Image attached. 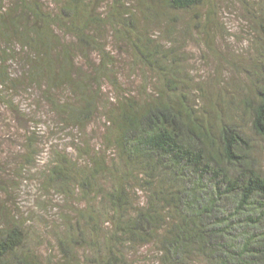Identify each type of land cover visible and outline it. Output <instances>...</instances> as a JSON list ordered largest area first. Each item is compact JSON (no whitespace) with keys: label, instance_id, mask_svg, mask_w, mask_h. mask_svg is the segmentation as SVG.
<instances>
[{"label":"trees","instance_id":"1","mask_svg":"<svg viewBox=\"0 0 264 264\" xmlns=\"http://www.w3.org/2000/svg\"><path fill=\"white\" fill-rule=\"evenodd\" d=\"M207 1L141 0L148 22L141 25L121 0L109 20L96 14L94 0H0V90L20 82L8 64L19 44L28 50L24 78L46 86L63 129L85 131L101 113L105 118L98 149L83 140L72 152L52 147L47 162L44 188L68 204L61 261L27 248L26 222L0 196V264H264V167L253 139L264 143V50L249 72L250 95L223 84L212 104L205 94L197 100L180 64L193 27L177 26L179 14ZM195 17L206 32L207 17ZM111 29L150 70L144 74H153V88L146 83L137 91L122 79L125 64L107 49ZM168 37L166 48L159 39ZM94 55L99 65L88 72ZM106 85L115 100L102 106ZM62 87L72 97L60 98ZM27 139L23 157L32 163L41 151L32 135ZM6 190L0 184V193ZM138 255L151 257L141 263Z\"/></svg>","mask_w":264,"mask_h":264},{"label":"rangeland","instance_id":"2","mask_svg":"<svg viewBox=\"0 0 264 264\" xmlns=\"http://www.w3.org/2000/svg\"><path fill=\"white\" fill-rule=\"evenodd\" d=\"M46 1L50 2L48 5L56 6L53 0ZM94 1L97 3L96 14L109 20V15L112 16L113 12L111 5L115 6L116 0ZM121 3L128 5L124 8L134 9L141 25L148 23L140 12L141 0H121ZM260 12H264V0H208L196 11L179 14L180 24L175 21L177 27H193L192 36L181 54L180 64L189 73L190 86L197 88V100L201 101L199 95L205 94L204 101L212 104L214 99L210 95L220 90L223 84L239 92L242 97L250 95L245 89L251 83L248 79L249 72L254 74L257 70L254 59L260 49L264 50L259 30L263 21ZM197 13L201 17H207L203 24V27H209L206 32H200L194 25ZM157 24L163 25V21ZM105 27L111 25L107 24ZM154 34L163 36V32L158 29ZM159 40L166 48L171 46L169 37ZM106 42L107 49L125 64L122 79L127 80L132 89L140 91L146 83L150 88L154 87L153 74H144L150 70L143 63L134 61L132 53L126 50V42L118 41L112 29ZM14 48V57L8 61L9 70L13 78L16 81L20 79V82L15 88L3 85L0 90V168L3 169L0 171V184L7 188V193L1 192L0 196L13 208L14 214L26 222L29 230L27 248L44 260L59 262L62 251L58 238L60 226L63 225L62 218L67 212L65 205L68 204L61 195L44 188L43 175L47 162L51 158L52 147L53 150L68 147V151L72 152L71 145L85 141L92 148L98 149L103 141L105 118L101 113L85 131L78 128L63 129L59 116L53 111L44 94L46 86L30 82L27 76L24 78L30 70L26 53L28 50L24 51L19 44ZM94 59L95 65L85 63L88 72L99 65V56L97 60L94 55ZM201 87L203 91L200 90ZM55 92L60 98L72 97L67 87L58 88ZM101 94L102 106L110 99L115 100L114 90L110 85H106ZM28 135L33 136L38 144L37 149L41 151L32 163H27L23 157L24 145L29 141ZM253 139L261 149L258 156L262 158L264 167V143L256 135H253ZM75 249L79 250L78 247ZM147 257L150 259L151 256L138 255L134 259H139L142 263Z\"/></svg>","mask_w":264,"mask_h":264}]
</instances>
